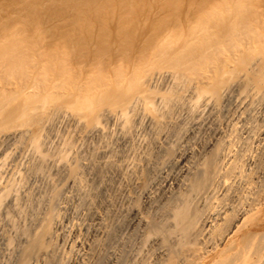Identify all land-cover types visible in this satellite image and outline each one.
<instances>
[{"label": "bare ground", "instance_id": "1", "mask_svg": "<svg viewBox=\"0 0 264 264\" xmlns=\"http://www.w3.org/2000/svg\"><path fill=\"white\" fill-rule=\"evenodd\" d=\"M0 264H264V0H0Z\"/></svg>", "mask_w": 264, "mask_h": 264}]
</instances>
